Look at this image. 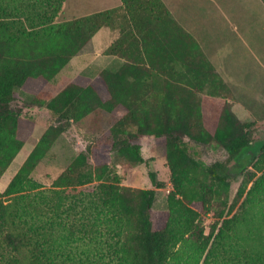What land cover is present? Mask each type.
<instances>
[{
    "label": "trees",
    "instance_id": "trees-1",
    "mask_svg": "<svg viewBox=\"0 0 264 264\" xmlns=\"http://www.w3.org/2000/svg\"><path fill=\"white\" fill-rule=\"evenodd\" d=\"M65 3L0 0V180L26 143L20 133L26 120L10 108L17 90L42 91L103 28L120 35L105 54L125 64L95 77L78 75L46 105L53 124L0 193V264H264V144L256 157L245 153L258 123H241L229 105L206 126L194 89L209 79L207 66L214 72L198 42L162 0H122L120 8L69 21L61 19ZM171 74L176 84L167 79ZM217 82L219 95L233 99L223 79ZM121 108L125 113L88 141L52 189L31 178L70 125ZM141 136L156 138L171 172L163 212H155V190L122 186L110 166L111 154L120 165L145 163L141 146L132 143ZM185 137L200 144L214 139L228 162L196 160ZM233 173L245 179L231 211L243 200L224 218ZM149 178L162 188L156 172ZM216 204L222 209L215 226L201 240L195 207L209 212Z\"/></svg>",
    "mask_w": 264,
    "mask_h": 264
},
{
    "label": "rangeland",
    "instance_id": "rangeland-1",
    "mask_svg": "<svg viewBox=\"0 0 264 264\" xmlns=\"http://www.w3.org/2000/svg\"><path fill=\"white\" fill-rule=\"evenodd\" d=\"M181 8L183 22L192 36L197 42L203 43L206 50L214 51L212 54L216 55L217 63L214 61L213 63L220 77L229 86L231 96L234 97L233 99L222 98L221 95L213 97L208 87L203 90L194 89L195 93L202 97L203 114L209 117L206 126L213 125V119L217 122L221 110L230 105L241 123H258L256 128H253L251 146L245 152L256 157L264 144V5L260 0H182ZM61 19L63 20V15ZM98 41V39L95 41L97 48ZM89 73L85 75L95 77L98 72ZM218 74L216 73L219 77ZM75 77L76 73L67 65L42 91L31 94L16 91L10 108L26 120V124L23 123L20 127V133L24 135L26 143L1 178L0 193L6 190L39 139L53 124L46 105ZM123 113H125L123 108L116 114L97 112L77 124L70 125L55 141L46 157L31 174V178L42 190L52 189L53 182L76 156L85 151L88 141L109 130ZM183 142L188 153L206 165L227 163L229 160L226 150L214 139L207 144H200L185 137ZM132 143L141 146L145 163L132 167L120 165L111 154V169L121 177L122 186L155 190V212L166 211L168 195L173 190V185L164 149L157 144L154 136H141ZM91 163L96 166L101 164V161L91 160ZM252 164L251 172L254 170ZM150 171L157 173L158 180L163 184L162 188L152 185ZM244 179L245 174H231L229 202L224 208V218H231L239 211L243 199L234 210L231 211L230 207L237 199ZM195 208L199 212L200 226L204 230V237L201 240L205 241L204 238L215 226L216 213L222 208L218 204L209 212L200 205ZM185 249L184 246L178 256L183 255Z\"/></svg>",
    "mask_w": 264,
    "mask_h": 264
},
{
    "label": "crops",
    "instance_id": "crops-1",
    "mask_svg": "<svg viewBox=\"0 0 264 264\" xmlns=\"http://www.w3.org/2000/svg\"><path fill=\"white\" fill-rule=\"evenodd\" d=\"M163 3L166 5L170 13L176 19V21L189 33L188 27L184 24V16H182V0H162ZM123 5L122 0H66L65 9L63 14V20H72L76 18H81L84 16H88L91 14L99 13L102 11L113 10L116 8H120ZM104 29V32H102ZM99 30L95 36L92 38L90 44L85 48V51L75 56L70 63L68 64L72 71L76 73V77L78 75H85L87 72L91 74L97 73L101 70H110V71H117L122 68L125 64V60L118 58L113 55H106V50L112 46L120 37L119 32L113 31L108 28H103ZM103 33V34H101ZM192 36V34H191ZM98 39L99 41V48L96 47L95 41ZM197 40L196 38H194ZM200 48L202 49L203 53L206 56V59L211 66L213 67V73L209 70L207 66V73L209 74L208 80L202 81L204 83L202 85L203 88L208 87L209 91H211L212 95L218 96L219 90H221V84H218L217 80L219 79L220 75L217 72V69L214 65L216 61V55L212 54L214 51L206 50L203 43H199ZM153 47L155 45H152ZM169 52L173 55L175 51L169 50ZM214 61V63H213ZM177 69H183L180 65H175ZM89 73V74H90ZM219 75V77L216 75ZM221 78V77H220ZM170 82L176 84V79L171 74L167 78ZM222 79V78H221ZM213 81V82H212ZM201 83V84H202ZM214 85V87H213ZM218 87H220L218 89ZM214 92V94L212 93ZM222 97V96H220ZM223 98V97H222ZM244 111V110H243ZM252 117V116H251Z\"/></svg>",
    "mask_w": 264,
    "mask_h": 264
}]
</instances>
